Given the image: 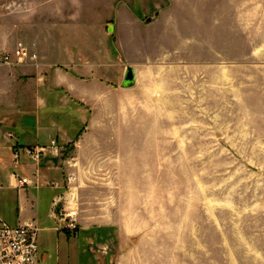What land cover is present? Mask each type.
Returning a JSON list of instances; mask_svg holds the SVG:
<instances>
[{"label":"crops","instance_id":"0c3cea01","mask_svg":"<svg viewBox=\"0 0 264 264\" xmlns=\"http://www.w3.org/2000/svg\"><path fill=\"white\" fill-rule=\"evenodd\" d=\"M124 1L0 0V28L6 35L18 33L13 50L0 55V62L18 43L37 56L0 68V75L17 85L14 102L0 100V108H12L9 116L0 114V189L14 194L3 192L0 208L13 209L17 223L3 220L7 213L0 220L13 227L37 224L40 264L47 259L40 234L82 235L93 252L104 248L103 235L127 232L123 213L115 211L120 191L114 189L121 186L125 168L114 163V156L153 153L159 148L154 139L167 144L169 138L153 124L200 107L201 60L216 56L217 25H223L229 57L238 53L241 85L248 90L250 71L260 74L250 64L264 59V0H182L146 9ZM153 7L161 11L143 23ZM105 24L109 33L116 29L115 50L104 49L109 42ZM128 68L135 85L123 88ZM52 140L61 157L46 154L35 163L26 155ZM13 147L21 154L19 167L10 163ZM16 175L31 185L18 188ZM133 184L135 170L129 178ZM72 213L77 229L70 232L63 226ZM98 257L94 261L106 264Z\"/></svg>","mask_w":264,"mask_h":264},{"label":"rangeland","instance_id":"374dc122","mask_svg":"<svg viewBox=\"0 0 264 264\" xmlns=\"http://www.w3.org/2000/svg\"><path fill=\"white\" fill-rule=\"evenodd\" d=\"M130 1L146 9L182 0ZM153 8L143 23L156 19L161 10ZM216 28V56L201 60L200 107L185 116H170L169 123L153 124V130L169 132L167 144L165 139L153 140L159 147L153 153L114 156V163L125 168L121 186L114 189L120 191L115 211L123 213L127 232L103 235L104 248L93 252L82 235L40 234L41 248L47 247L44 264H98V256L106 264L110 259L112 264H264V59L250 64L260 74L250 71L247 90L240 81L238 53L229 57L223 25ZM5 30L0 28V55L11 52L17 42L18 33L6 35ZM114 31L109 33L104 25L109 39L104 49L115 50ZM28 46L32 50L34 44ZM10 67L16 66L0 62V68ZM1 78L0 100L14 102L16 83ZM11 109L2 107L0 114L9 116ZM134 170L136 184L130 186ZM15 213L0 208L10 223H17Z\"/></svg>","mask_w":264,"mask_h":264},{"label":"built area","instance_id":"2783aa9c","mask_svg":"<svg viewBox=\"0 0 264 264\" xmlns=\"http://www.w3.org/2000/svg\"><path fill=\"white\" fill-rule=\"evenodd\" d=\"M36 58L37 56L31 54L23 43H18L11 54L3 56L1 64L4 66H15ZM9 137L12 138V135H9ZM15 148L13 147L11 150L10 163L14 167H19L21 154ZM46 154L55 158L61 156V150L55 140H52L49 146L26 150L28 158L35 163H38L41 156ZM16 177L18 178V188L31 185V181L28 178L17 175ZM74 217L75 213L66 216L64 230L72 232L77 229ZM38 234L39 228L37 224L27 223L13 227L0 220V264H40Z\"/></svg>","mask_w":264,"mask_h":264},{"label":"water","instance_id":"95a60500","mask_svg":"<svg viewBox=\"0 0 264 264\" xmlns=\"http://www.w3.org/2000/svg\"><path fill=\"white\" fill-rule=\"evenodd\" d=\"M135 85V75L134 71L131 68L127 69V72L125 74L122 87L123 88H131Z\"/></svg>","mask_w":264,"mask_h":264}]
</instances>
